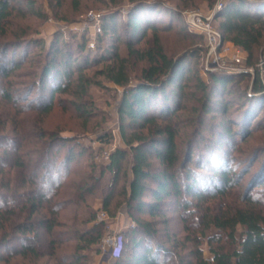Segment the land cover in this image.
Here are the masks:
<instances>
[{"label":"trees","instance_id":"trees-1","mask_svg":"<svg viewBox=\"0 0 264 264\" xmlns=\"http://www.w3.org/2000/svg\"><path fill=\"white\" fill-rule=\"evenodd\" d=\"M14 1L0 0V249L9 253L0 260L7 263L17 257L16 264H85L87 257L81 253L100 242L103 226L96 220L97 208L87 200L100 194L101 210L108 209L118 175L130 156L131 177L118 195L133 225L122 232L113 264H264V143L247 151L236 143L237 138L245 142L254 125L262 127L254 114L257 106L251 103L264 98L260 74L256 72L249 85L235 92V84L248 73L207 71L205 81L192 62L199 59L201 47L168 56L160 35L169 32L171 24H154L147 15L154 9H164L165 15L173 12L175 18L181 14L161 1L128 0L130 6L123 13L115 9L121 2L110 0L113 9L103 17L97 39L118 41L116 21L123 15L119 28L128 34L127 56L119 57L116 45L105 43L91 63V53L77 63L54 44L44 49L40 40L21 36L6 40V25L16 10ZM21 1L31 14L40 16L33 0ZM212 22L223 40L251 57L264 39V1L229 0L214 13ZM147 30L144 45L134 47L145 39ZM26 46L40 51L28 55ZM83 47L82 41L77 48ZM13 48L21 49V58L7 57ZM129 59L145 66L135 84L124 90L117 108L127 150H114L105 165H98L77 138L62 136V128H47L45 119L60 107L58 97L67 94L71 110L85 126L96 112L89 103V89L100 82L83 71L91 64L105 63L94 74L126 87ZM30 66L35 70L16 73ZM74 70L77 76L72 82ZM230 94L235 95L236 116L228 111ZM183 114L188 115L182 118ZM218 115L225 119L217 121ZM98 141L107 144L110 139L102 136ZM85 155L86 168L70 175V166ZM236 163L242 166L239 172L232 170ZM106 173L111 178L103 183ZM247 173L242 188L240 182ZM172 206L180 210L177 215L184 235L179 240L167 236L172 244L168 247L157 240V225L167 224L170 218L162 215L165 207ZM203 243L210 258L202 255Z\"/></svg>","mask_w":264,"mask_h":264},{"label":"rangeland","instance_id":"rangeland-1","mask_svg":"<svg viewBox=\"0 0 264 264\" xmlns=\"http://www.w3.org/2000/svg\"><path fill=\"white\" fill-rule=\"evenodd\" d=\"M34 9L40 14L37 16L31 14L30 9L27 7L25 1L15 0L12 4L16 10L13 11V15L6 25L7 35L6 40H14V38H19L20 36L26 40H40L43 42L44 49L48 48L49 45L54 44L56 48H64L67 50L69 56L72 60H76L77 63L83 61L81 56L89 55V62L91 63L93 55L103 50L105 43L116 45L117 54L119 57L126 58L127 51L125 42L128 40V34L126 31L119 28L124 20V16L120 15L117 17V33L119 40L107 41L104 38H99L101 41H98V37L93 35L92 28L96 25V21L91 20L90 13L99 14L103 17L112 10L110 8V0H77V4L74 3V0H60L59 4H56L54 1L50 0H33ZM121 2L119 7L120 12L123 13L130 6L128 0H117ZM156 2H163L169 10H177L180 12V18H175L173 12H169L168 15H165L164 9H154L153 12H150L147 16L150 21L157 25L171 24V30L160 35L161 43L163 46L164 52L168 56H177L189 50L190 48L201 47L202 53L199 59L192 60L194 65L196 64L199 68V74L201 77L207 81V63H209L208 49L204 42V38L198 34L188 31L187 26L184 28V12H196L202 15H209L213 12L214 8L217 6L218 2L227 4L229 0H155ZM264 0H247V2H261ZM157 12V14H155ZM101 22V24H102ZM212 28L216 31V24L212 22ZM186 31V33H185ZM150 31L147 30L146 37L143 41L134 45V47L139 48L144 45L145 40L148 38ZM56 41V44L54 43ZM84 42L83 49H78L77 46L80 42ZM65 42V43H64ZM225 43H229L225 41ZM224 43V44H225ZM93 44V49H89V45ZM25 53L28 55H34L39 53L40 49H35L33 46L24 47ZM220 51V50H219ZM221 54V51L219 52ZM16 59L21 58V49L15 50L14 48L7 52V57H13ZM229 55L225 59H229ZM242 63L240 65V70L242 72H247L248 74L233 87V91L239 90L241 87L249 85L252 79L254 78L256 72L261 76V80L264 83V39H262L259 45L255 46L252 50L251 57L248 54L241 50ZM80 59V60H79ZM248 61L250 64H248ZM108 63V62H107ZM105 63H100L97 65H92L84 70L83 73L98 82L100 85L91 86L89 89V100L90 104L95 108V113L90 117L89 121L83 126L82 119L76 116V114L71 110L69 105L70 97L67 94H62L60 98V107H56L52 113H50L45 119V126L49 129H64L61 134L62 136H71L77 138L78 142L84 146L85 149H88L90 153L92 152L91 161L97 163L98 165H105L108 162V159L105 158V152L112 153L116 149H126L127 147L122 141L120 135V123L117 114V108L121 102L122 95L124 90L135 84L137 79L140 77L141 69L145 66L143 62H135L132 59H129V64H127V72L130 78L129 84L126 87H119L114 85L111 82L104 80L102 77L95 75V70L100 69ZM220 66L221 62H219ZM193 65V66H194ZM193 66H191L193 68ZM27 67V66H26ZM35 67L30 66L26 69L17 70L16 73L31 72ZM77 76V72L74 70L72 74L71 81L74 82ZM10 78V77H9ZM14 82H19L17 78H10ZM25 82L29 81V78L23 79ZM18 86V85H16ZM14 86V88H18ZM33 96V95H32ZM235 95H231L228 100L231 102V105L228 107V111L231 114L235 115L234 112V98ZM252 106H257L255 109L256 119H259V123H262V127L255 129V120L252 124L254 131L248 137V139L240 143V139L237 138L236 143L241 147L242 151H247L255 149L264 143V98L259 102H251ZM250 103V104H251ZM225 104V103H224ZM66 108V109H64ZM94 112V111H93ZM188 114H183L182 118H186ZM225 119L221 115L216 117V120ZM85 128V129H84ZM184 128L181 127V130ZM187 129V128H186ZM188 130V129H187ZM182 132V131H180ZM102 136H108L110 141L109 143H101L98 139ZM185 147V146H183ZM65 151V148L62 149V155ZM233 155L236 153L233 152ZM237 155V154H236ZM87 156H83L80 159L76 160L74 164L70 166V175L73 172L80 174L83 169L86 168ZM131 159L128 156L122 166V170L118 175V181L116 187L113 188L114 196L109 202L107 210H101V199L102 195L97 194L93 197H90L87 200V203L93 207L97 208L96 220L102 222V236L98 244L92 245L91 249L83 251L81 254H85L87 257V262L85 264H106L108 261H112V256L107 253V246L104 244L106 239L115 237L122 234L123 231L129 229L133 225L132 219L128 216L126 210V205L123 203L122 198L118 195L121 187L124 184H127V180L131 177L130 172ZM242 166L238 163L234 164L232 170L235 172L241 171ZM99 171V169H98ZM249 173L243 178L240 182V186H245ZM71 177V176H67ZM111 178V174L106 173L103 178V183L108 182ZM254 193V190L252 191ZM256 192V191H255ZM166 209L163 212L162 217L170 218L167 221V224L164 225L160 222L157 225V230L159 231L157 235V240L166 246L170 247L172 244L166 241V237H177L176 239L183 238V231L181 228V223L179 220V209H176L174 206L165 207ZM102 213H105V218L100 221ZM138 216V215H137ZM143 218L150 220L147 215H143ZM161 216H158V219ZM153 220H157L154 218ZM240 231V227H238ZM104 247V249H103ZM202 250V255L204 258H210V253L208 251L206 243L200 245ZM66 252H70L67 250ZM62 251L61 253H66ZM127 254L130 253V250H127ZM9 253L5 249H0V256H7ZM67 254V253H66ZM20 264L22 261H19ZM42 262V261H40ZM18 263V258L14 257L7 261V263L0 260V264H16Z\"/></svg>","mask_w":264,"mask_h":264},{"label":"built area","instance_id":"built-area-1","mask_svg":"<svg viewBox=\"0 0 264 264\" xmlns=\"http://www.w3.org/2000/svg\"><path fill=\"white\" fill-rule=\"evenodd\" d=\"M222 2H218L213 12L209 15H202L196 12H184V23L188 28V31L198 34L204 38V42L208 49L209 63H207V71H227L232 73H241L240 65L242 63L241 49L233 46L230 43H225L221 32L212 28V19L214 13L221 9ZM91 20L96 21V25L93 26V35L99 36L102 34L101 22L102 16L95 13H90ZM225 43V44H224ZM89 49H93V44L89 45ZM221 51V54L219 52ZM229 55V59H225ZM221 62V65L219 64ZM110 153L105 152V158L108 159ZM105 218V213H102L99 218L100 221ZM104 244L107 246V253L115 258L118 256L121 248V236L120 234L106 239ZM104 249V247H103Z\"/></svg>","mask_w":264,"mask_h":264},{"label":"crops","instance_id":"crops-1","mask_svg":"<svg viewBox=\"0 0 264 264\" xmlns=\"http://www.w3.org/2000/svg\"><path fill=\"white\" fill-rule=\"evenodd\" d=\"M106 264H113V260H112V261H110V262L108 261Z\"/></svg>","mask_w":264,"mask_h":264}]
</instances>
